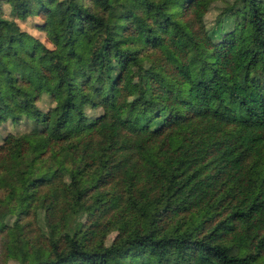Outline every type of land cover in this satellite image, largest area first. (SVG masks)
Here are the masks:
<instances>
[{"label":"trees","instance_id":"obj_1","mask_svg":"<svg viewBox=\"0 0 264 264\" xmlns=\"http://www.w3.org/2000/svg\"><path fill=\"white\" fill-rule=\"evenodd\" d=\"M165 1L0 0V58L34 75L0 94V122H30L0 141L14 264H264V0ZM41 93L77 111L37 149Z\"/></svg>","mask_w":264,"mask_h":264},{"label":"rangeland","instance_id":"obj_2","mask_svg":"<svg viewBox=\"0 0 264 264\" xmlns=\"http://www.w3.org/2000/svg\"><path fill=\"white\" fill-rule=\"evenodd\" d=\"M176 3V0H166L165 4L168 8H172ZM2 7L4 10V14L8 11V5L4 2L2 3ZM210 14V13H207ZM16 24L23 30L29 32L33 36L40 39L43 43L50 46V43L46 40L44 32L38 28L37 23L40 22V18L38 15L30 14L25 16L24 18H16L13 17ZM11 31V30H10ZM12 34H14L12 30ZM12 45L14 48L19 50L20 43L19 40L15 37L12 39ZM6 68H17L21 70L24 74H28L30 79H33L34 75L31 73L30 69L20 62L16 57L8 54L3 55L0 58V94L3 91L2 81H3V72ZM139 82V78L136 75V72L134 68H130L127 72V86L131 87ZM148 80L145 81V84H148ZM75 103L77 104V108L81 109L87 114V115H94L99 112L98 107H90L85 106L83 103V99L80 96L75 97ZM36 105L41 110L40 113V121L42 123H49L53 125V128L51 129V134H43L41 136H38L36 138H32V144L37 148L41 149L45 142L51 137V135H55L58 133H63L65 131L71 130L76 122V111L77 109L72 107L65 111H60L58 108L57 102L52 101L49 99V97L41 93L39 98L36 100ZM30 127V122L26 118H20L17 121H11V120H3L0 122V141L2 136L8 132H14V131H26ZM51 159H55V156L51 157ZM18 206L21 207L22 203L19 200ZM0 225H4V228L6 229V232L8 234V238L6 241L7 246V252H8V258L7 262L8 264H14V254L16 251V248L14 246L15 238L17 234L19 233L20 226L19 224L14 223V215L9 212H2L0 211ZM42 228L44 229V226L41 224Z\"/></svg>","mask_w":264,"mask_h":264}]
</instances>
